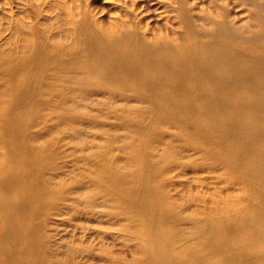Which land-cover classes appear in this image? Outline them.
<instances>
[{"label": "bare ground", "instance_id": "1", "mask_svg": "<svg viewBox=\"0 0 264 264\" xmlns=\"http://www.w3.org/2000/svg\"><path fill=\"white\" fill-rule=\"evenodd\" d=\"M203 2L209 10L194 14V2L171 0L172 16L151 24L138 0H125L106 23L82 0L68 8L27 0L32 11L67 15L40 26L0 1V37L10 35L9 48L0 45V264H77L76 249L63 257L37 218L63 203L98 216L97 196L115 208L108 216L128 221L122 230L145 264H264V0ZM95 99L122 101L117 124L127 131L120 150L128 165L110 156L117 135L101 127V141L88 139L73 125L69 138L90 162L89 183L52 186L42 162L49 145L28 116L62 107L59 120L71 124L83 116L78 105ZM207 164L220 188L172 198L163 181L169 170ZM194 235L196 244L172 246ZM94 249L83 247L84 256Z\"/></svg>", "mask_w": 264, "mask_h": 264}, {"label": "rangeland", "instance_id": "2", "mask_svg": "<svg viewBox=\"0 0 264 264\" xmlns=\"http://www.w3.org/2000/svg\"><path fill=\"white\" fill-rule=\"evenodd\" d=\"M5 1V0H0ZM14 10L19 14L29 12V17L33 22L38 21L40 26H45V21H50L53 25H58L67 20V15L62 11L57 14V11H53L48 6H44L41 11H32L26 4L27 0H11ZM71 0H56L63 8L70 6ZM83 7L87 8L91 16L98 21L108 22L118 14H121V10L125 0H82ZM194 2L193 9L194 14L200 13L201 8L209 10L203 0H189ZM142 10L148 15L152 16L151 24H162L163 21L172 16L173 6L171 0H138ZM201 7V8H200ZM144 8L146 10H144ZM241 10L244 12L245 19L250 16L247 11V5L243 4ZM92 10V11H91ZM148 11V12H147ZM162 13V14H160ZM166 16V17H165ZM165 19L163 20V18ZM3 28L6 24L2 25ZM10 35L5 34L0 37V45L9 48L7 39ZM4 84L0 81V88H3ZM60 87V85H57ZM99 99H95V103L83 104L79 106V110L82 111L80 121L76 120L71 124H64L63 118L59 120L60 113L64 111V108L60 107L58 110H54L51 105H43L40 107L42 116H37L36 112L29 114L28 120L31 122V130L37 132L39 136V143L49 145L48 149L42 151V162L45 164L44 175L45 179L55 186V182H61L63 184H71L76 181L77 178H82L85 182L89 183L90 175V162H88L81 155L84 154L74 142H71L69 136H72V131L76 126L81 125L87 129V135L85 138L101 141L103 138L99 136L100 128H107L110 134L118 136V141L115 143L110 156L113 157V162L118 165H122L125 168L128 164V157L126 152L120 150V147L125 140L127 131L125 128L120 127L117 123L124 117L122 116L121 106L122 101L114 100L115 102L100 103ZM130 107L140 106L137 102L126 104ZM122 116V118H120ZM134 115L132 114V116ZM119 126V127H117ZM169 130H172L169 128ZM90 150V149H89ZM87 150L86 152H88ZM81 157V158H80ZM198 158L201 161L199 155L187 154L188 159L194 161ZM200 169V170H198ZM215 173L209 170L208 164L204 168H197L192 166H186L185 169L176 167L167 172V176L163 181L167 185V189L170 192L172 198L178 202L188 200L195 195V192L201 191L204 195H209L215 187L220 188L223 184L214 178ZM88 175V176H87ZM202 178L205 180L203 183L197 185V179ZM161 179V178H160ZM91 184V183H90ZM187 188V189H186ZM228 193V190L226 194ZM103 198L97 196L96 203L97 210L103 214L93 215V212L83 213L82 209L78 211H69L65 204L59 208L53 207L41 212L38 216V221L47 226V233L49 234L50 243L54 248L58 249L63 257H67V252L70 247L75 250V254L78 255L77 264H145L143 261H139L138 254L134 251L133 240H128V234L122 230L123 224H127L128 221H122L116 216H108L105 211L107 209L114 211L115 208L105 207L102 203ZM194 206H196L194 204ZM61 208V209H60ZM188 212V211H187ZM107 214V215H106ZM185 215V212H182ZM101 215H104L106 219H103ZM110 220V221H109ZM171 225V224H170ZM182 226L186 229H190L191 223H183ZM169 230H173L170 227ZM85 234V235H84ZM94 237L96 239H94ZM80 238V239H79ZM197 236L194 235L191 239H178L174 241V248H182L187 244H196ZM95 248L96 255L84 256L83 247ZM100 253L102 255H100Z\"/></svg>", "mask_w": 264, "mask_h": 264}]
</instances>
